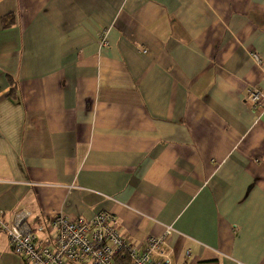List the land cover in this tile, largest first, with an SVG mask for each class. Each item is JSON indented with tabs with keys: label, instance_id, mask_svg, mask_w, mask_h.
I'll list each match as a JSON object with an SVG mask.
<instances>
[{
	"label": "crops",
	"instance_id": "crops-1",
	"mask_svg": "<svg viewBox=\"0 0 264 264\" xmlns=\"http://www.w3.org/2000/svg\"><path fill=\"white\" fill-rule=\"evenodd\" d=\"M252 52L264 67V0H0L5 220L29 211L48 243L55 214L104 210L141 250L172 226L174 264H264ZM0 264H22L4 233Z\"/></svg>",
	"mask_w": 264,
	"mask_h": 264
},
{
	"label": "built area",
	"instance_id": "built-area-1",
	"mask_svg": "<svg viewBox=\"0 0 264 264\" xmlns=\"http://www.w3.org/2000/svg\"><path fill=\"white\" fill-rule=\"evenodd\" d=\"M100 46L105 47L106 30L99 34ZM252 61L263 68L259 55L249 54ZM254 109L264 110V92L256 87L248 89ZM31 213L19 210L6 221L0 212V233H4L11 250L22 264H174L164 252L166 238L175 233L166 226L162 235H151L141 250L125 241L118 230L117 217L109 211H98L90 219L81 216L68 218L55 214L49 220L51 242H39L30 225Z\"/></svg>",
	"mask_w": 264,
	"mask_h": 264
},
{
	"label": "trees",
	"instance_id": "trees-1",
	"mask_svg": "<svg viewBox=\"0 0 264 264\" xmlns=\"http://www.w3.org/2000/svg\"><path fill=\"white\" fill-rule=\"evenodd\" d=\"M10 25H12V21L9 22L7 25H3V27L6 28V27H9ZM13 90H14V88L11 90V93L12 94H13Z\"/></svg>",
	"mask_w": 264,
	"mask_h": 264
}]
</instances>
